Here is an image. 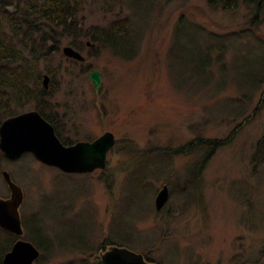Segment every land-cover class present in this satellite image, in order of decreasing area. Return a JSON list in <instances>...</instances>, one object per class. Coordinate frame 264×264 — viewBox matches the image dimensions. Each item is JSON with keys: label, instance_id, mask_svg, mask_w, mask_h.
<instances>
[{"label": "rangeland", "instance_id": "obj_1", "mask_svg": "<svg viewBox=\"0 0 264 264\" xmlns=\"http://www.w3.org/2000/svg\"><path fill=\"white\" fill-rule=\"evenodd\" d=\"M114 2H92L79 21L87 31L129 15L141 36L137 53L122 57L85 38L82 66L63 54L74 36L64 38L48 62L59 68L52 96L41 103L73 144L112 132L106 167L64 173L32 153L0 161V197L10 196L3 169L23 188V237L40 245L37 264H101L111 243L161 264H264V159H254L264 136V14L253 20L240 2ZM196 139L228 144L174 152ZM165 184L170 197L158 212Z\"/></svg>", "mask_w": 264, "mask_h": 264}, {"label": "trees", "instance_id": "obj_2", "mask_svg": "<svg viewBox=\"0 0 264 264\" xmlns=\"http://www.w3.org/2000/svg\"><path fill=\"white\" fill-rule=\"evenodd\" d=\"M96 1L100 0H0V86L15 93L16 106L37 102L35 108L54 124L41 103L52 96L59 68H50L48 62L61 50L64 38L74 36L70 44L79 50H82L86 38L91 39L97 48L111 49L122 57L130 58L137 53L141 36L134 29L136 20L132 21L129 15H120L104 27L83 29L84 20L80 22L82 18L79 17L89 4ZM102 1L110 3L113 0ZM239 2L253 8V20L264 14V0H208L211 7L225 9L239 6ZM130 6L138 16L140 8L132 3ZM224 51L218 54L217 61L222 60ZM45 73L52 79L49 90L43 86ZM57 133L64 143H71ZM227 140L196 139L174 152L184 153L196 147L216 149L228 144ZM256 156L264 159V136L259 140L254 159ZM34 243L40 247L38 242Z\"/></svg>", "mask_w": 264, "mask_h": 264}, {"label": "water", "instance_id": "obj_3", "mask_svg": "<svg viewBox=\"0 0 264 264\" xmlns=\"http://www.w3.org/2000/svg\"><path fill=\"white\" fill-rule=\"evenodd\" d=\"M68 58L85 62L86 57L71 45L62 48ZM89 77L98 89L101 84L100 71L95 69ZM49 76L44 85L48 88ZM112 132L107 131L93 141H79L65 145L57 136L54 126L38 111H29L7 119L1 127L0 148L10 159H18L25 152H32L41 162L55 166L66 173H87L105 168L108 151L115 145ZM11 189V197L0 198V226L21 236L23 234L19 207L23 202V190L5 171ZM169 188L165 185L156 197L158 210L167 203ZM39 249L30 241L18 240L4 257L3 264H36ZM103 264H158L145 260L142 253L127 247L112 246L101 255Z\"/></svg>", "mask_w": 264, "mask_h": 264}, {"label": "flooded vegetation", "instance_id": "obj_4", "mask_svg": "<svg viewBox=\"0 0 264 264\" xmlns=\"http://www.w3.org/2000/svg\"><path fill=\"white\" fill-rule=\"evenodd\" d=\"M47 98V97H46ZM47 104V103H46ZM16 105H17V101H16V95L14 92L10 91V89H6L5 87H2L0 86V140H1V127L4 123V121L9 118V117H12L14 115H16V111L13 110V108L15 107L16 108ZM50 110L53 109L51 106H49ZM46 108H44L45 110ZM46 114L48 116H50L54 122V127L56 128V126L58 127V123H57V120L58 119H54V117H58L56 114L52 113V115L50 113H48V111H46ZM52 112V111H51ZM47 119V118H46ZM48 120V119H47ZM56 131L59 132V129L57 130L56 128ZM20 159V158H19ZM0 161L2 163H12V162H15L16 160H12L10 158H8L5 153L1 150L0 148ZM7 171L5 169L2 170V175L4 177V180L6 182V184L8 185V188H9V184L6 180V177H5V174L4 172ZM9 172V171H8ZM10 173V172H9ZM11 177H12V174L10 173ZM13 179V177H12ZM10 190V188H9ZM10 196H11V191H10ZM10 196L6 197V196H1L0 198H9ZM21 208V207H20ZM22 225H23V228H24V222L22 221ZM25 230V229H24ZM25 232V231H24ZM19 239V237L9 231V230H6L4 228H2L0 226V241H4V243H7L6 245V248L10 247L11 248L15 245V243L17 242V240ZM145 258L146 260L150 261V262H155L154 260H152L148 255H145Z\"/></svg>", "mask_w": 264, "mask_h": 264}]
</instances>
